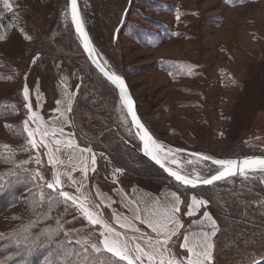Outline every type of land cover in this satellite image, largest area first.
<instances>
[{
	"label": "rangeland",
	"instance_id": "374dc122",
	"mask_svg": "<svg viewBox=\"0 0 264 264\" xmlns=\"http://www.w3.org/2000/svg\"><path fill=\"white\" fill-rule=\"evenodd\" d=\"M11 2V12L0 4L4 37L0 39V105L6 107L0 115V146H10L0 147V157H8L0 163V186L20 171L30 175L32 183L16 199L1 200L0 239L20 232L21 241L31 242L22 229L37 225L33 221L38 203L60 207L61 219L54 231L63 232L66 241L75 236L74 230L83 235L92 228L70 201L63 203L62 197L34 179L38 168L45 180L52 179L46 150H25L30 149L22 125L28 116L25 103H31L51 127L59 116L57 101H64L69 92L73 111L68 115L73 123L64 126V132L73 133L81 147H91L97 156V171H89L85 183L95 203L102 199L96 197L97 188L114 202L103 208L105 220L113 223V211L131 217L124 207L129 200L163 199L176 192L190 204L196 195L209 203L193 217L185 214V203L180 205L184 227L179 239L173 238L174 252L184 254L179 245L185 230L198 231L192 222L207 211L219 229L212 238L214 264H248L252 256L264 255V175L254 174L258 178L249 180L238 175L202 190L174 183L125 143L140 146L119 94L83 55L67 0ZM79 4L96 53L124 78L140 119L158 143L217 159L264 156V0H79ZM166 61L179 62V69L167 71ZM25 86L28 101L23 98ZM30 127L35 124L30 122ZM36 156L42 165L29 162ZM175 156L182 173L195 167L212 175L218 168L180 152ZM115 168L123 170L118 177L112 175ZM72 176L82 179L79 170ZM62 180L64 191L78 195L66 177ZM134 224L155 235L139 221ZM46 235L39 234L36 244ZM68 249L77 250L75 245ZM72 258L81 264L79 257Z\"/></svg>",
	"mask_w": 264,
	"mask_h": 264
},
{
	"label": "snow or ice",
	"instance_id": "6c2138e0",
	"mask_svg": "<svg viewBox=\"0 0 264 264\" xmlns=\"http://www.w3.org/2000/svg\"><path fill=\"white\" fill-rule=\"evenodd\" d=\"M226 2L231 3L233 0H226ZM239 2H243V0H239ZM0 4L3 5L4 10L13 11L11 0H0ZM68 8L84 50L92 58V62L103 76L119 89L120 99L127 108L128 114L132 117V124L137 129L136 135L143 143L145 155L154 160L169 176L173 177L181 186H190L195 189L198 186L213 185L214 182L235 176L237 173L245 180L257 179L258 176L254 174L264 175V157H246L243 160L214 159L199 153L194 154L199 161H211V164L218 166L215 174H202L203 170L197 171L195 167L192 168L191 173L184 171L182 174L181 165L175 153L183 150L166 148L162 143H158L140 122L133 110V101L125 86V81L115 72H110L103 64L97 62L95 57L98 54L84 29V22L78 9V0H68ZM3 38L0 35V39ZM26 38L31 39L30 36H26ZM33 62H35V58ZM106 63L107 61H104V64ZM189 74H191V70H189ZM23 98L25 101L29 100L27 86L23 89ZM72 101L73 94L69 92H65L64 101H57L59 107L56 111L59 116L53 118L51 127L46 124L39 113L33 111L31 103H25L24 107L28 116L22 122L23 132L27 134L26 144L30 146V149L25 150L45 149L44 154L47 157V163L53 168L50 182L45 180L44 174L39 168L36 170L34 179L39 182L41 188L46 186L52 192L57 193L58 197H62L63 203L68 204L70 201L72 206L78 209L82 217L92 226L83 235L80 234L79 230H74L75 236L67 240L64 254L79 257L81 264H214L215 245L212 238L216 236L219 229L215 219L207 211L202 212L201 219L192 222L198 226V231L185 230L183 240L179 245L184 254L181 255L173 251L176 246V240L173 238L179 239L180 229L184 227L179 218L180 205L185 203L187 209L185 214L188 217H193L209 203V201L198 198L196 195L191 196L190 204L182 201L180 195L176 192L166 194L163 199L157 197L129 200L124 207L130 209L131 217L113 211L111 213L113 223L105 220L103 208H110L114 202L111 197L105 196L97 188L96 197L102 199L100 203H95L91 199V194L87 191V184L85 183L89 171L93 173L97 171V156L91 147H81L74 139L73 133L65 134L64 132V126H71L73 123L68 115L73 111ZM30 122L35 124L34 129L30 127ZM4 127L6 129L13 128L11 125H5ZM37 136L39 139H37ZM0 147L10 149L7 144ZM101 157L103 158V154H101ZM29 162L42 165L39 156ZM186 163L192 164L193 162L187 161ZM172 165L176 167L173 168ZM61 168L64 170L61 171ZM77 170L82 173L80 181L72 176V172ZM122 172L121 168H115L112 175L118 177ZM62 177L67 178L70 184L75 187L78 195L63 190L64 181ZM117 182V180L113 181V183ZM47 198L50 201L53 199L51 193L48 194ZM44 199L45 193L41 190L40 200ZM141 204H143V207L140 206ZM135 221L146 225L155 235L143 233L140 227L135 226ZM115 225H118L119 228ZM129 231L133 235H128ZM65 235L67 236L69 233L66 232ZM73 243L80 246L79 251L68 249V245ZM248 264H264V255L259 258L252 256L248 260Z\"/></svg>",
	"mask_w": 264,
	"mask_h": 264
},
{
	"label": "trees",
	"instance_id": "16d2710c",
	"mask_svg": "<svg viewBox=\"0 0 264 264\" xmlns=\"http://www.w3.org/2000/svg\"><path fill=\"white\" fill-rule=\"evenodd\" d=\"M179 65V62H163V68L172 72L178 70L180 67ZM4 110H6V107L0 105V115ZM7 159L8 157H0V163L4 164ZM150 166L153 167L154 165L151 164ZM29 176L30 175L23 171H20L15 177H13L11 182H7L6 186H0V202H2L1 200L8 199L12 196H15L16 199V196H18L20 192L29 189V183H32ZM0 181H2L1 177ZM196 189H209V187H199ZM49 205L50 204L48 203L43 207L41 203H38L37 206L39 209L36 210L35 220L33 221V223H37V225L33 228L25 225V229H22L26 235L30 236L32 239L31 242L21 241L22 237L19 234L20 232H12L1 237L0 264H69V262H71V264H77L72 256L64 254V248L67 242L64 240V233L58 232L57 230L54 231V224L57 220L61 219V209L60 207L51 208ZM232 210L233 212L236 211V214L239 212L235 206H233ZM32 218H34V215ZM50 226L52 227L49 228ZM45 233H47L46 237H44L45 240L36 244V241L39 239L37 238L38 235H44ZM11 241H13V243H11ZM31 244L36 245L32 246ZM73 245L79 250L80 246H77L76 244L68 245V248L71 246L73 247Z\"/></svg>",
	"mask_w": 264,
	"mask_h": 264
},
{
	"label": "water",
	"instance_id": "95a60500",
	"mask_svg": "<svg viewBox=\"0 0 264 264\" xmlns=\"http://www.w3.org/2000/svg\"><path fill=\"white\" fill-rule=\"evenodd\" d=\"M67 2H68V0H67ZM69 9V8H68ZM78 9H79V11H80V14H81V17H82V20H83V22H84V19H83V16H82V12H81V8H80V4H79V0H78ZM69 11H70V9H69ZM70 17H71V15H70ZM72 21V20H71ZM72 27H73V30H74V32L76 33V35H77V37H78V39H79V45H80V48H81V50H82V53L84 54V56L86 57V59H87V61L89 62V64L91 65V67L119 94V89L115 86V85H113L110 81H108L107 80V78L106 77H104L103 76V74L99 71V69L95 66V64L92 62V58H90L89 57V55H88V53L84 50V48H83V45H82V43H81V40H80V38H79V36H78V34H77V32H76V29H75V25H74V23L72 22ZM84 29H85V31L87 32V34H88V31H87V28H86V25H85V22H84ZM117 31V30H116ZM116 35V34H115ZM114 35V36H115ZM88 36H89V34H88ZM116 37V36H115ZM89 38H90V36H89ZM115 39V38H114ZM91 40V39H90ZM92 46H93V44H92ZM94 47V46H93ZM95 49V48H94ZM96 58V60H97V62H99L100 63V61L98 60V58H97V56L95 57ZM108 70V69H107ZM111 72H113V71H111ZM121 77V76H120ZM123 80H124V78L123 77H121ZM125 81V80H124ZM125 86H126V88H127V90H128V93H129V95L131 96V93H130V91H129V88H128V86H127V84H126V82H125ZM120 96V95H119ZM131 99H132V101H133V110L135 111V113H136V116L139 118V120H140V122L145 126V124L142 122V120L140 119V117H139V115H138V113H137V109H136V104H135V101H134V99L132 98V96H131ZM127 113H128V111H127ZM128 118H129V121H130V124H131V127H132V129H133V132H134V134H135V136L137 137V139L139 140V137L136 135V133H137V129L135 128V126L132 124V117H131V115H129L128 114ZM145 128L147 129V127L145 126ZM148 130V129H147ZM149 131V130H148ZM150 133V132H149ZM151 134V133H150ZM125 143L130 147V148H132L135 152H137L140 156H142V157H144L145 159H147L151 164H153L156 168H158L166 177H168L170 180H172L174 183H176L177 185H180L173 177H171V176H169L168 175V173L167 172H165L164 171V169H162L158 164H156L155 163V161L154 160H152L149 156H147V155H145V153H144V151H143V143L139 140V143H140V146H139V148L137 149V148H134L131 144H129L128 142H126L125 141ZM180 153H182V154H184V155H186V156H190V157H194V158H197L194 154H197V152H193V151H189V150H183V151H180ZM200 154V153H199ZM251 157H264V156H251ZM212 158H214V157H212ZM198 159V158H197ZM214 159H217V158H214ZM239 160H243V159H239ZM204 162H208V163H211V161H204ZM216 166V165H215ZM183 174V173H182ZM237 175H239V173H237ZM237 175H235V176H237ZM235 176H231V177H226L224 180H220V181H216V182H214V184L213 185H215V184H218V183H220V182H222V181H225V180H227V179H229V178H232V177H235ZM213 185H206V186H198L197 188H199V187H209V186H213ZM181 186V185H180ZM181 187H183V188H190V189H193V188H191L190 186H188V187H185V186H181ZM196 189V188H195Z\"/></svg>",
	"mask_w": 264,
	"mask_h": 264
},
{
	"label": "bare ground",
	"instance_id": "6f19581e",
	"mask_svg": "<svg viewBox=\"0 0 264 264\" xmlns=\"http://www.w3.org/2000/svg\"><path fill=\"white\" fill-rule=\"evenodd\" d=\"M98 54V53H97ZM99 55V54H98ZM97 55V58H98V60L100 61V63L101 64H103V66L106 68V69H108L110 72H111V70H110V68H108L106 65H107V63L106 64H104V62H103V60L101 59V57L100 56H98ZM238 176V175H237Z\"/></svg>",
	"mask_w": 264,
	"mask_h": 264
}]
</instances>
